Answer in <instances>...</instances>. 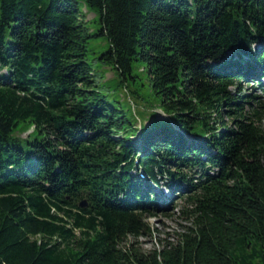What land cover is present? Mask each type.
I'll return each instance as SVG.
<instances>
[{
  "label": "trees",
  "instance_id": "trees-1",
  "mask_svg": "<svg viewBox=\"0 0 264 264\" xmlns=\"http://www.w3.org/2000/svg\"><path fill=\"white\" fill-rule=\"evenodd\" d=\"M95 36L166 118L95 88ZM262 78L264 0H0V264H264ZM165 191L189 224L142 250Z\"/></svg>",
  "mask_w": 264,
  "mask_h": 264
},
{
  "label": "rangeland",
  "instance_id": "rangeland-1",
  "mask_svg": "<svg viewBox=\"0 0 264 264\" xmlns=\"http://www.w3.org/2000/svg\"><path fill=\"white\" fill-rule=\"evenodd\" d=\"M79 9L82 20L89 21L94 17V11L86 8L82 3H79ZM87 26L91 30L98 28L97 22L88 23ZM107 48L108 42L103 36L91 37L86 44V59L92 67L95 88L105 95L108 100L113 101L116 106H121L123 109L129 110V116L136 121L137 127L139 123H142L144 126L145 123L153 119L154 115L157 118H166L167 116L157 108V103H155L150 93L147 76L144 72H141L143 65L135 62L132 69L134 79L128 77L127 82L121 81L111 65H105L97 59L99 53ZM262 81H264L263 78ZM133 89H137L141 99L135 100L133 98L130 93ZM239 89L243 95L257 96V100L264 106V90L260 89L256 83L241 81ZM234 90H237V88ZM223 120L230 123L225 113H223ZM18 131L17 134L25 136V134L31 131V128L25 131ZM132 139L136 145L141 147L142 142L138 136H133ZM164 194L166 198L170 196L171 198L165 203L163 208H157L154 211V215L147 218L150 233L139 236L135 240L129 238V243L136 244L142 250H149L154 247L159 248L162 241L174 240L176 233L180 232L184 226L189 224L185 208H189L190 206L187 205L186 200L181 198L177 193L172 195L165 191Z\"/></svg>",
  "mask_w": 264,
  "mask_h": 264
},
{
  "label": "water",
  "instance_id": "water-1",
  "mask_svg": "<svg viewBox=\"0 0 264 264\" xmlns=\"http://www.w3.org/2000/svg\"><path fill=\"white\" fill-rule=\"evenodd\" d=\"M79 205H80L81 207H84V206H85V201L80 202Z\"/></svg>",
  "mask_w": 264,
  "mask_h": 264
}]
</instances>
